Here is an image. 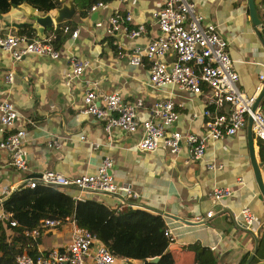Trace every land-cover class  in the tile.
I'll return each mask as SVG.
<instances>
[{"label": "crops", "instance_id": "1", "mask_svg": "<svg viewBox=\"0 0 264 264\" xmlns=\"http://www.w3.org/2000/svg\"><path fill=\"white\" fill-rule=\"evenodd\" d=\"M74 1L76 11L68 26L78 30L76 37L63 30L64 22L45 29L43 39L50 40L59 52L57 59L26 54L13 62L10 54L0 47V101L9 100L18 111L12 127L6 130L0 124V140L9 132L25 130L24 169L13 165L11 154L0 149V215L8 216L0 219V225L6 241L21 247L17 254L34 256L50 249L63 250L70 242V223L44 229L36 238L26 236L24 229L27 243L23 245L10 226V220L16 219L4 209L3 202L13 191L29 187L27 182L45 171L71 178L93 172L104 157H109L114 182L128 186L135 194L126 197V201L162 216L165 229L172 235L167 249L174 264H243L251 255L252 262L264 261V200L250 163L248 123L234 136L208 140L202 158L192 160L184 141L175 155L162 147L139 151L137 142L141 132L127 133L117 126L106 130L105 120L82 112L87 83H94L99 104L104 95L112 93L119 94L126 103L142 101L136 111L139 120L151 116L155 101L171 99L178 119L166 134L176 130L200 138L206 136L203 111L214 108L210 104L213 95L207 87L200 94H191L176 85L153 87L148 79V62L143 60L135 66L128 60L135 46L144 45L157 34L151 14L165 0H98L105 5L96 11L87 9L85 15L80 14L81 4L88 0ZM192 1L195 11L203 15L205 22L215 24L217 33L226 42L232 66L239 76L238 89L246 96H258L262 88L257 93V86L264 84V78L260 79L264 76V42L251 25L247 0ZM25 4L0 14V34H19L20 28L5 24L25 22L27 18L21 12L28 11ZM256 4L264 25V0H256ZM115 9L129 13L132 25L143 24L145 32L136 37L123 30L108 33L107 20ZM57 27L62 29V42L56 47L53 41ZM29 38L40 39L36 34ZM71 58L86 60L88 65L80 78L67 85L64 75L70 69ZM174 58L170 51L165 59L169 64ZM10 69L14 71L13 80L7 82L4 76ZM258 105L264 106V96ZM226 106L222 107L224 111ZM56 141L57 145L53 143ZM258 141L262 140H253V148L264 182V159L260 160ZM209 164L214 168H208ZM214 187L230 188L231 195L213 202ZM60 189L75 200L92 199L112 209L118 205V197L112 194L76 187ZM243 207H248L257 217L250 228L243 225L240 214ZM208 211L212 215L206 217ZM134 264L142 261L134 259Z\"/></svg>", "mask_w": 264, "mask_h": 264}, {"label": "built area", "instance_id": "2", "mask_svg": "<svg viewBox=\"0 0 264 264\" xmlns=\"http://www.w3.org/2000/svg\"><path fill=\"white\" fill-rule=\"evenodd\" d=\"M104 5L103 1H97L89 10L96 11ZM151 16L155 19L157 34L151 36L144 45L135 46L128 55V60L135 66L141 65L143 60L148 62V79L153 87L176 85L191 94L203 93L204 87H207L213 95L210 104L214 108H205L203 111L206 118V136L200 138L193 133H181L176 130L166 134L169 127L178 119V112L171 99L155 101L151 107V116L139 120L136 111L142 101L126 103L119 94L112 93L104 95L102 103L99 104L94 83H87L82 99V112L105 120L106 130L117 126L127 133L141 132L137 142L139 151H151L162 147L175 155L184 141L192 160L202 158L208 140L234 136L246 126L249 119L252 121L253 140L264 141V106L254 107L257 95L246 96L238 89V73L232 66L226 42L217 33L215 24L205 22L203 15L195 11V3L192 0H165L160 8L152 11ZM107 22L108 33L123 30L130 37H136L146 30L143 24L132 25V16L129 13H122L119 9H115L109 15ZM96 25L99 26L100 23L97 22ZM63 30L70 31L72 37L78 35V30H71L68 25H64ZM0 47L10 54L13 62L26 54L46 55L53 59L59 57V52L52 47L50 40L31 39L25 34H0ZM170 51L175 58L168 64L165 58ZM70 63V69L64 75L67 85L80 78L88 65L86 60L78 58H71ZM13 75L14 71L10 69L4 78L7 82H12ZM263 78L261 75L260 79ZM261 88L262 83H259L257 93ZM225 105L227 109L224 111L222 107ZM17 116L18 111L12 102L6 99L0 101L2 129L12 127ZM24 137L25 130L18 129L9 132L0 140V149L11 154L12 164L18 169L25 168L22 152ZM53 143L57 145L58 142ZM111 167L112 160L104 157L93 172L70 178L53 171H45L39 178L30 179L27 185L33 188L41 183L60 188L77 187L84 191L112 194L118 197L115 209L121 212L133 207L126 201V197L135 194L128 186H120L114 182ZM208 168L213 169L214 165L209 164ZM239 182L242 180L239 179ZM230 195L231 189L227 187H214L211 192L213 202L216 203ZM240 214L245 228H250L256 222V215L248 207H243ZM211 215L212 211L206 213V217ZM7 217L0 215V219ZM63 223L72 225L70 242L63 250L50 249L46 253L34 256L20 253L16 255L12 264H134V259L112 252L95 234L78 226L73 217H66L64 220L42 218L38 226L24 230V234L36 238L42 230ZM16 225V220H10V226ZM164 234L169 242L172 241V235L167 229L164 230Z\"/></svg>", "mask_w": 264, "mask_h": 264}, {"label": "trees", "instance_id": "3", "mask_svg": "<svg viewBox=\"0 0 264 264\" xmlns=\"http://www.w3.org/2000/svg\"><path fill=\"white\" fill-rule=\"evenodd\" d=\"M98 0H88L81 4V15ZM27 3L39 11L48 12L59 5V0H0V14L8 12L12 4ZM68 25L69 20L65 21ZM62 23L58 24L60 26ZM64 25V24H63ZM62 25V27H63ZM62 29L55 30L54 45L61 41ZM19 34L31 37L34 30L20 28ZM260 160L264 159V144L258 141ZM6 211L12 213L18 225L11 227L15 238L26 244L23 230L38 226L45 217L64 220L72 215L78 226L95 234L112 252L142 261V264H174L168 251L169 240L164 234L165 223L161 215L143 208L130 207L117 212L102 202L92 199L75 200L69 193L54 185L37 184L36 187H20L3 202ZM9 226V225H8ZM0 225V264H11L14 256L21 251L15 242H7ZM10 227V226H9ZM158 257V260L148 259Z\"/></svg>", "mask_w": 264, "mask_h": 264}, {"label": "water", "instance_id": "4", "mask_svg": "<svg viewBox=\"0 0 264 264\" xmlns=\"http://www.w3.org/2000/svg\"><path fill=\"white\" fill-rule=\"evenodd\" d=\"M28 8V11L24 9L21 10L24 16L27 18L25 22L18 23H10L7 22L5 25L12 26L15 28L27 27L34 30L36 36L40 39L46 37L45 29L48 27H53L56 24H60L67 20H70L76 11V2L74 0H59V5H56L55 8L49 10L48 12L39 11L36 8L25 4ZM248 11L251 25L254 27L256 34L258 37L264 42V25L258 14V5L256 4V0H247ZM12 7L15 8L16 5L12 4ZM2 18V16H1ZM264 96V84L262 90L256 97L254 107H256L261 99ZM252 121L248 120L247 130H248V149L250 156V163L252 166L255 182L257 184L258 190L263 197L264 200V182L261 176L259 163L256 160L254 148H253V138H252ZM77 188V187H76ZM101 192V191H98ZM104 193V192H102ZM183 221V220H182ZM188 222V221H186ZM189 224H195V222H188ZM253 255L249 256L243 264H264V261L260 262H252ZM158 257H153L148 259V261H157Z\"/></svg>", "mask_w": 264, "mask_h": 264}]
</instances>
